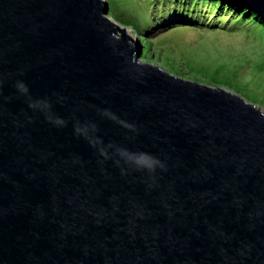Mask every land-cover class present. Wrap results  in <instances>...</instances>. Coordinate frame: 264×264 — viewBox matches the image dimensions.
<instances>
[{"label": "water", "instance_id": "95a60500", "mask_svg": "<svg viewBox=\"0 0 264 264\" xmlns=\"http://www.w3.org/2000/svg\"><path fill=\"white\" fill-rule=\"evenodd\" d=\"M107 12L0 0V264H264V111Z\"/></svg>", "mask_w": 264, "mask_h": 264}, {"label": "rangeland", "instance_id": "374dc122", "mask_svg": "<svg viewBox=\"0 0 264 264\" xmlns=\"http://www.w3.org/2000/svg\"><path fill=\"white\" fill-rule=\"evenodd\" d=\"M106 1L107 16L120 27H128V33L140 42L139 61L159 65L166 72L185 79L225 88L264 111V39L236 27L229 29L230 22L238 15L224 9L221 15L229 18L228 23L215 20L211 23L213 19L209 16L213 18V13L218 12V5L214 0H207L203 3L204 10H211L206 24L180 21L162 24L161 21L140 34L117 16L123 12L125 2L136 0Z\"/></svg>", "mask_w": 264, "mask_h": 264}, {"label": "trees", "instance_id": "16d2710c", "mask_svg": "<svg viewBox=\"0 0 264 264\" xmlns=\"http://www.w3.org/2000/svg\"><path fill=\"white\" fill-rule=\"evenodd\" d=\"M205 2L207 0H136L132 3L125 2L123 12H118L117 16L140 34L147 31L148 28H153L154 23H160L163 20L162 24L173 21L206 24L205 21L211 9L204 10L203 3ZM214 2L218 5V12L213 13V18L209 16L213 19L211 23L214 20L219 23L222 21V24L228 23L229 18L222 16L223 12L221 13V11L224 9L232 11V15L238 16L230 22L229 29H235L236 27L247 31V33L256 34L260 40L264 39V22L261 21V16L256 12L245 6H236L224 2V0H214ZM219 6H222L221 10ZM175 9L181 12L176 14L174 13Z\"/></svg>", "mask_w": 264, "mask_h": 264}, {"label": "clouds", "instance_id": "9594fccd", "mask_svg": "<svg viewBox=\"0 0 264 264\" xmlns=\"http://www.w3.org/2000/svg\"><path fill=\"white\" fill-rule=\"evenodd\" d=\"M106 1V0H105ZM224 1H226V0H224ZM228 2V1H227ZM228 3H230V4H233V5H236V6H244V5H241V4H236V3H231V2H228ZM246 7V6H245ZM174 11H179L178 9H175ZM181 12V11H180ZM180 12H176V14H178V13H180ZM175 13V12H174ZM261 20H262V18H261ZM164 21V20H163Z\"/></svg>", "mask_w": 264, "mask_h": 264}]
</instances>
